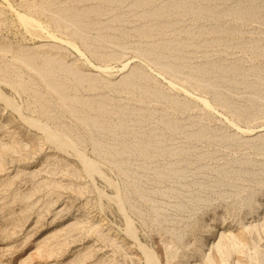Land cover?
<instances>
[{
	"label": "rangeland",
	"instance_id": "obj_1",
	"mask_svg": "<svg viewBox=\"0 0 264 264\" xmlns=\"http://www.w3.org/2000/svg\"><path fill=\"white\" fill-rule=\"evenodd\" d=\"M138 1L0 0V264H264V0Z\"/></svg>",
	"mask_w": 264,
	"mask_h": 264
},
{
	"label": "bare ground",
	"instance_id": "obj_2",
	"mask_svg": "<svg viewBox=\"0 0 264 264\" xmlns=\"http://www.w3.org/2000/svg\"><path fill=\"white\" fill-rule=\"evenodd\" d=\"M154 1H150V2L148 0L147 1L145 0V2H143V1L139 2L138 1L139 3L137 4V6H139V8H140V6L141 7L142 6H144V7L145 6L150 7V6H152L154 4ZM251 4H253V2ZM175 6H176V9L177 8L180 9V6H177V5H175ZM175 6H173V8ZM164 9H165V5L164 4H160V6H158L154 10L151 9L152 11H146V12H144L141 15L142 16L141 18L146 22V24H143L142 25V23H141V26L138 27L137 30L135 29V31L139 32L138 34H142L145 37H147L146 35H149L150 36L151 34H155L154 32L158 29V25L156 26V25H150V24H148L147 23V19H148V17H156V18L159 19V17H161V15L164 13ZM240 10H231V12H229V11H227V12H229L230 14H232V16L233 15H239L240 16V15H243V12H241ZM199 12H210V13H219V14L222 13L223 15L225 14V12L218 11L215 8H205V9L202 8V9H199ZM84 13H96V10L95 11H90L89 10V11H85ZM247 13H249V15L252 16V17H255L257 15V13L255 11L247 12ZM77 17L79 18V16H75L76 19H78ZM234 17H236V16H233V18ZM173 44H176L179 47V50L180 49L183 50L184 48L189 47L191 45V43H189V42H187V43H184V42L177 43V42L172 41L171 42V45H173ZM164 48H166V47L164 46ZM166 50H169V49L166 48ZM164 53H165V51H164ZM22 60H23V62L27 63L29 66H32L33 61H30L28 58H22ZM55 63H57V60L55 58H51V57L46 58V60L44 61V65H43L42 71L40 72V75L41 76L44 75V76H47V77H54V75L52 74L53 73L52 68L55 66ZM59 70L65 72L64 75L66 77H69L72 80H74L78 84L79 87H83L87 83V88H89L90 90H94V88L96 89V87L99 86L98 85V79H96V78H91V79L90 78H87L86 76H83L82 74H79L74 68L60 65V69ZM124 83L125 84H129V85H134V79H131V81L130 80H127ZM73 99H81V98L75 97ZM92 101L91 100H85L83 103L85 105H90L91 103H93ZM99 103L102 104L103 102L102 101H99ZM262 138H264V135H263V133L259 132L258 133V136H257V138L255 140L262 139Z\"/></svg>",
	"mask_w": 264,
	"mask_h": 264
}]
</instances>
